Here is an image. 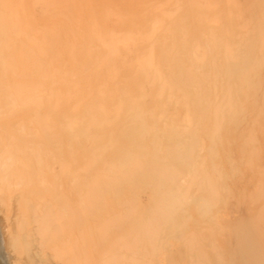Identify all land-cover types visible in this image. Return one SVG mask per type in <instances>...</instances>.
Listing matches in <instances>:
<instances>
[{"label":"bare ground","instance_id":"6f19581e","mask_svg":"<svg viewBox=\"0 0 264 264\" xmlns=\"http://www.w3.org/2000/svg\"><path fill=\"white\" fill-rule=\"evenodd\" d=\"M119 1L0 0L2 257L264 264V0Z\"/></svg>","mask_w":264,"mask_h":264},{"label":"rangeland","instance_id":"374dc122","mask_svg":"<svg viewBox=\"0 0 264 264\" xmlns=\"http://www.w3.org/2000/svg\"><path fill=\"white\" fill-rule=\"evenodd\" d=\"M112 1H117V0H111V2ZM238 1V3H242V2H246V1H248V0H237ZM254 2V1H256V0H250V2ZM122 2V0H120L119 1V4ZM114 2H112L111 4H113ZM166 6L167 7H169V3H167L166 4ZM227 6H228V8H232V6H235V4H234V2L232 3V0H230L228 3H227ZM136 186V185H135ZM149 189V188H148ZM147 189V190H148ZM134 190H137L138 192H137V194H135V202H136V204L137 205H139V204H141V205H144V206H146V204H147V198H146V191H144V192H141L139 189H134V187H133V185H132V188H129V191H128V195L129 196H131L132 198H133V202H134ZM243 205L242 204H240L239 206H238V208H241ZM12 260H13V263L15 264V263H18L20 260H18L17 259V257H15L14 259H13V257H12ZM18 261V262H17Z\"/></svg>","mask_w":264,"mask_h":264},{"label":"water","instance_id":"95a60500","mask_svg":"<svg viewBox=\"0 0 264 264\" xmlns=\"http://www.w3.org/2000/svg\"><path fill=\"white\" fill-rule=\"evenodd\" d=\"M0 248H1V237H0ZM0 264H7L4 258L2 257L1 252H0Z\"/></svg>","mask_w":264,"mask_h":264}]
</instances>
